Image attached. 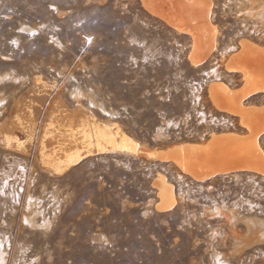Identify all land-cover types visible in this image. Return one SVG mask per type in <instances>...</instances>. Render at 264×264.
Segmentation results:
<instances>
[{
    "label": "rangeland",
    "instance_id": "obj_1",
    "mask_svg": "<svg viewBox=\"0 0 264 264\" xmlns=\"http://www.w3.org/2000/svg\"><path fill=\"white\" fill-rule=\"evenodd\" d=\"M167 4L0 0V264H264L263 173L201 180L150 155L249 134L210 87H250L227 63L241 41L264 47V0H208L205 37L153 11L176 21ZM243 104L263 106L264 91ZM95 125L135 144L86 155Z\"/></svg>",
    "mask_w": 264,
    "mask_h": 264
},
{
    "label": "bare ground",
    "instance_id": "obj_2",
    "mask_svg": "<svg viewBox=\"0 0 264 264\" xmlns=\"http://www.w3.org/2000/svg\"><path fill=\"white\" fill-rule=\"evenodd\" d=\"M171 9H175L181 16L179 21L175 16L169 17L153 10L161 17L169 18L174 26L185 29L193 37L196 36V27L205 30L203 36L212 33L209 15L208 0H201L200 5H194L187 0H168ZM167 0H152V2L168 5ZM145 4L148 0H144ZM195 2V1H194ZM202 3V5H201ZM198 4V3H197ZM162 5V6H163ZM176 13V12H175ZM200 34V33H199ZM205 35V36H204ZM197 36H199L197 34ZM200 37V36H199ZM198 37V38H199ZM197 39V38H196ZM206 44V42H204ZM203 44V45H204ZM241 49L233 54L227 63L230 71H239L244 74V78L250 87L240 93L235 92L223 82L213 83L210 87L211 95L218 108L239 115L241 122L249 130L248 135L236 133H213L211 138L203 143H181L166 150L151 152L154 158L162 160H172L184 171L190 173L196 179H207L216 174H226L237 170H253L264 174V151L259 143V136L264 133V105L245 106L243 99L255 92L264 91V47L251 41H241ZM236 62H239L236 64ZM253 69V70H250ZM258 81V82H257ZM94 132L83 131L81 139L87 142L86 155L94 152H104L111 148H125L127 144H135L125 133L111 126L95 125ZM75 141L76 134H71ZM115 136H119L120 144L117 145ZM82 154L77 152L70 155L64 162H55L53 167L60 171L64 165L70 166L77 163ZM203 162V163H202ZM203 164L197 168V165ZM156 184L160 189L161 201L158 208L166 210L170 208L175 200L173 188L163 175H159Z\"/></svg>",
    "mask_w": 264,
    "mask_h": 264
}]
</instances>
